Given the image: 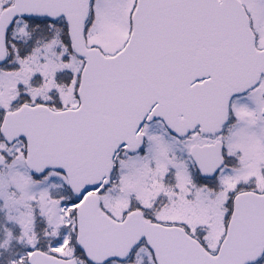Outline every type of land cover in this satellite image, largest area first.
Listing matches in <instances>:
<instances>
[{
  "label": "snow or ice",
  "instance_id": "obj_1",
  "mask_svg": "<svg viewBox=\"0 0 264 264\" xmlns=\"http://www.w3.org/2000/svg\"><path fill=\"white\" fill-rule=\"evenodd\" d=\"M0 264H264V0H0Z\"/></svg>",
  "mask_w": 264,
  "mask_h": 264
}]
</instances>
